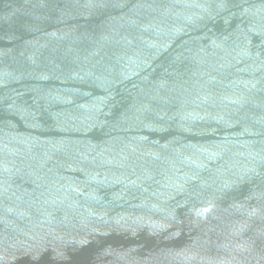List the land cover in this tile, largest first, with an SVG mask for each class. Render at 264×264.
<instances>
[{
	"label": "water",
	"instance_id": "water-1",
	"mask_svg": "<svg viewBox=\"0 0 264 264\" xmlns=\"http://www.w3.org/2000/svg\"><path fill=\"white\" fill-rule=\"evenodd\" d=\"M0 264H264V0H0Z\"/></svg>",
	"mask_w": 264,
	"mask_h": 264
}]
</instances>
